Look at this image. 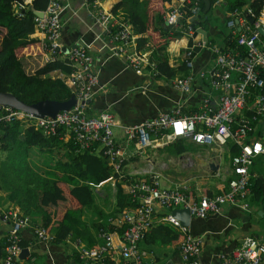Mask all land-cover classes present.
<instances>
[{"label":"built area","instance_id":"1","mask_svg":"<svg viewBox=\"0 0 264 264\" xmlns=\"http://www.w3.org/2000/svg\"><path fill=\"white\" fill-rule=\"evenodd\" d=\"M81 1L83 5L91 6L88 17L108 35V42L111 43L108 48L113 55H123L127 65L135 71L148 65V51L136 52L133 49L130 53L126 52L134 38L128 22L111 21L109 12L101 6V0ZM30 2L20 0L12 4L15 16L21 17ZM198 2L170 0L164 3L162 22L170 27H178L183 12L187 10L185 22L190 24L189 19L197 14ZM230 3L233 1L228 3L225 24L229 29V37L242 50L221 49L202 39L192 41L195 30L189 25L185 33L192 44L186 46L182 53L181 62L186 69H191L193 65L196 54L193 46L199 50L207 49L212 55V71H200L198 76L205 78L210 89L217 93V106L203 104L204 100L201 109L191 115H180L177 109L162 111L139 124L124 127L123 143L116 142L113 137L115 119L109 111L102 110L97 114L91 112V100L98 88L92 57L82 43L62 49L59 39L63 3L61 0H47L44 10H36L42 15H34L33 30L35 34L42 35L41 48L48 54L45 60L49 62L58 58L67 67L68 76L64 83L68 85L65 84L75 98V103L68 110L58 111L53 117H35L7 107L4 113H0V123L17 120L24 127L31 126L46 137L62 131L61 136L71 137L78 149L93 148L100 152L111 173L110 178L114 179V174L124 177L121 181L126 184V193L135 203L133 208L129 206L121 209L113 220L107 219L112 226L125 224L120 233L100 228L96 235L100 242L96 245L87 246L78 240L74 242L78 258L82 261L103 262L108 259L112 264H146L150 253L141 249L139 243L149 227L166 224L182 235L177 248L184 263L200 264V238L191 235L186 226L180 225L171 216V211L184 208L188 210L190 218L202 219L208 214L219 212L225 204L243 210L249 208L247 198L251 195L250 181L256 178L251 166L255 158L264 159V141L252 136L250 126L251 120L264 121V34L261 35L257 30L258 27L264 29V0H245L237 5ZM212 4L226 2L212 0ZM249 20H252L251 23ZM193 79L194 75L189 72L174 78L172 85L179 92L187 94ZM243 110L252 115L251 120L243 115ZM176 139L217 149V158L224 147L232 144L237 148L234 154L229 155V168L225 171L227 178L219 192L195 196L177 186L161 187L156 174L136 178L133 177L134 172H122L123 163L133 155H141L146 148L163 146ZM132 140L133 148L130 150L127 143ZM156 206L165 211L160 217L155 212ZM1 218L9 224V228L0 264H11L21 249L20 230L27 225L29 218L11 207L1 212ZM32 231L39 241L53 240L52 234L40 227H33ZM114 233L119 235L118 249L113 245ZM217 264H264V240L245 236Z\"/></svg>","mask_w":264,"mask_h":264},{"label":"crops","instance_id":"2","mask_svg":"<svg viewBox=\"0 0 264 264\" xmlns=\"http://www.w3.org/2000/svg\"><path fill=\"white\" fill-rule=\"evenodd\" d=\"M101 1V6L109 12L111 21L127 22L126 17L130 11V8L127 5L122 4L115 8V4L118 0ZM61 2L63 3V10L60 13V44L62 49L66 50L73 47L75 44L82 43L92 57V66L97 72L98 88L91 100V112L97 114L102 110H107L113 115L115 125L112 128V133L116 142L123 143L125 141V136L122 131L124 127L139 124L146 119L156 116L162 111H168L175 107L184 109L197 108L205 99L208 100L210 105L217 106V93L210 89L205 78L198 76L200 71H208L210 73L213 69V60L207 49L198 50L194 56L192 68L187 69V73H192L194 79L191 84V90L185 94L176 90L172 85L173 79L183 76V73H175L173 77L165 78L163 76H155L153 70L148 66L143 65L138 71L133 70L127 65V60L123 55H113L109 50L108 47L111 43L108 42V35L88 17V11L92 10L90 5H83L81 0H61ZM228 6V3L219 5L209 3L208 9L204 12L203 24L200 25L199 18H195L194 27H201L204 30L206 37L205 41L209 39L211 40V44L221 45V42L228 37L229 29L225 24ZM28 7H30V4L27 5V8ZM219 24H222L225 27V31L219 28ZM194 33L195 34L191 37L192 41L202 39L199 33L196 31ZM132 34L134 35L133 42L126 48L127 53L132 52L134 49V39L138 36H143V34L137 35L133 31ZM28 38L37 39L40 42V45L43 40L42 35L35 34L34 30L28 35ZM188 39L189 35L185 33L179 38L170 40L167 43L165 53L169 67L175 68L178 63L182 61V53L187 46ZM46 56H48V54L43 52L40 56L21 58L19 61L22 71L27 75L32 74L36 68L47 62L45 60ZM49 76L51 78H59L64 83L68 73L65 70H53ZM23 127L24 126L18 122L17 127L15 128V134L13 132L11 133L14 136L12 137L13 140L21 141L23 139ZM256 128H258V126H255V128L252 129V136L264 141V121L262 122V125H260L261 133H259V136L256 134ZM7 138L10 139V137ZM66 140V135L60 139L61 142H66ZM61 146L62 144L59 143L55 148L64 151V147L60 148ZM158 147L161 146L146 149L159 151ZM190 147V150L188 149L177 155L168 154L170 157H177V166L179 167V170L166 171L164 168H153L149 164V162H152L151 158L146 156L147 160L144 157L143 159L141 156L140 159L135 160L138 155L130 157V159H128L130 162L127 163L128 161H126L124 167L129 169V166L132 163H139L135 168L136 171L133 170L127 173L130 174L134 172V175H137L136 177L138 178L147 177L150 174H156L161 187H164L161 183L162 179V182L165 185L167 184L165 187L182 185V187L179 188H183L195 196L204 191L210 193L219 192L220 189L224 187L223 184L227 178V173L225 171H228L229 168L230 154L226 152L227 159H224L223 161L221 158V154L224 153L223 150L220 157L215 161L206 162L207 166L209 163L217 166L215 170L208 169L213 172V176L219 177L220 180L211 178L205 183L202 179H198L202 176V172L200 171H193L192 173L187 172V174L181 175L183 169L194 168L193 166L195 165V160L193 157H190V153L193 152V154H195L197 150L193 149L192 145ZM12 148H14V146L11 145L8 147L4 145L5 151L0 150V161L6 153L13 152ZM127 148L132 150L133 140L127 143ZM206 148L210 151L218 152L217 149L208 146H206ZM18 150H21L20 154L23 156L24 162L28 164L30 162L31 166L37 169V171L40 170L46 172V170L52 169L53 172L58 174V176L65 178L66 173H63L61 168L58 169V167H55L57 163L49 167L51 163L47 165L39 159L42 158V155H44L45 152L39 150L37 146L31 145L27 148L22 147ZM53 150L56 151L55 149ZM31 152L34 153L36 158L30 156ZM194 157L200 160V156ZM145 159L148 163H144ZM17 160L20 162V157H17ZM101 161H103L102 158ZM43 166L45 168H43ZM196 168L197 166L194 169ZM153 169L157 171H153ZM251 170L256 174V178L260 181V189L258 188V198L253 200V194L250 196L248 200L249 208L247 210H243L235 205L225 204L221 206L220 211L217 213L208 214L202 219L190 218L186 227L191 235L200 238V264H217L219 259L227 256L233 248L240 244L245 236H253L258 240H264V160H261L260 157L255 158ZM134 175L133 177H135ZM188 180L191 181L185 184ZM11 181L13 180H10V185ZM115 181L116 180L108 177L104 181L93 186L94 202L97 206L99 204L100 207L98 206L95 209L83 208L79 213V220L84 223L87 232V235H85L82 241H80L81 243H91V246H93L100 242L96 236L98 229L95 230V223L97 220L103 221L102 214L106 209L105 206H103L104 204L101 199L100 191L102 192L106 190L112 193L109 198V209L111 211L115 196ZM116 182L120 183L121 194L127 195L126 184L122 181ZM189 184L197 186L201 192L196 188H194L195 193L192 192L188 188ZM9 191L8 178L0 172V259L3 254L5 235L9 228V224L2 220L1 212L11 207L17 209L19 213L23 214L17 205L7 197ZM98 212L101 213L99 214ZM155 212L157 216L160 217L165 211L161 207L156 206ZM116 214L114 215L117 217ZM28 218L27 225L20 230V243L22 248L27 249V255L23 259L17 258V264H112L108 259H104L103 262H84L79 259L74 248V242L78 239H74L72 236L71 238L70 236H67L60 242L39 241L36 239L32 231V225L35 224L30 217ZM112 240L114 248L118 249L119 235L114 233L112 235ZM139 247L150 253L146 259V264H185L177 246L144 245L140 242Z\"/></svg>","mask_w":264,"mask_h":264},{"label":"trees","instance_id":"3","mask_svg":"<svg viewBox=\"0 0 264 264\" xmlns=\"http://www.w3.org/2000/svg\"><path fill=\"white\" fill-rule=\"evenodd\" d=\"M168 1L170 0H118L115 4V8L122 4L130 8L126 17L127 22L135 34H143L142 37L138 36L134 39V50L136 52L148 51L147 66L153 70L155 76L165 78H171L175 73L187 74L183 62H179L175 68L168 66L165 48L170 40L183 35L190 25L185 22L188 15L187 10L183 12V19L180 20L178 27H167L162 22L161 16L164 3ZM198 1L199 7L196 17L199 18V24L202 25L205 14L203 12L204 4L202 0ZM208 1L210 4L212 3V0ZM244 1L233 0V3L230 4L237 5ZM17 2H20V0H0V92L10 93L25 104H32L40 100H66L72 95L70 89L59 78L49 76L53 70L68 71L60 59L56 58L53 61L43 63L30 75L22 71L19 61L23 57L43 54L40 42L37 39L28 38V35L33 31L35 19L31 10H44L47 0H31L30 7L22 11L23 15L21 17L15 16L12 11V4ZM229 36L228 34L221 45H217L221 49L238 50L239 47ZM206 43L211 44V40L207 39ZM191 44L189 37L187 46H191ZM198 50V47L193 46V52ZM239 50L242 49L239 48ZM210 57H212L211 54ZM204 102L203 104H209L208 100ZM201 105L197 108L175 107L171 110L177 109L180 115H191L198 112ZM6 108L3 107L0 113H4ZM243 115L251 120L252 115L247 110H243ZM17 124V120H12L10 123H0V150L5 151L4 145L14 146L12 148L13 152L6 153L0 161V172L8 178V190L10 191L7 197L17 205L23 214L33 220L35 225H32V227H40L47 232H51L52 241L60 242L67 236L82 241L87 232L86 226L79 220V213L83 208L95 209L93 186L111 175L105 164V159L100 156V152L95 151L93 148L78 149L77 144L74 143L71 137H68L66 142H61L62 131L57 135L46 137L28 126L24 127L21 141L13 140L12 137L14 136L11 133L15 134ZM260 125H262L261 121L251 120V133H253L252 129L258 126L256 134L259 136V133H261ZM7 137H10V139ZM59 143L65 149L63 151L65 159H58L56 161L58 166L55 165V167L61 168L63 173H66L65 178L56 177L58 174L53 170L37 171L31 166L30 162L29 164L24 162V158L20 154L21 150H18L22 147L27 148L34 145L42 152L54 151L53 149ZM191 145L192 143L183 139H176L164 144L159 148V151H165L169 155H177L190 149ZM236 150L237 148L231 144L228 145L226 152L234 154ZM17 157H20V162ZM101 158L103 161H101ZM113 176L116 181L124 179V177H117L115 174ZM9 178L13 180L11 185V179ZM116 181L114 183L113 207L110 214H102L103 221L97 220L95 230L101 228L108 231L116 230L120 233L125 224L123 226H112L107 219L113 220L114 214L119 213L121 209L135 206L128 195L121 194L120 183ZM250 188L251 195L253 194L252 199L255 200L258 198L257 195L260 189L258 178L250 181ZM203 194L210 195L211 193L204 191ZM250 196L247 198V203ZM181 239V233L172 227L166 224H156L145 231L141 243L144 245L177 246ZM85 245L91 246L92 244ZM16 262L14 260L11 264H17Z\"/></svg>","mask_w":264,"mask_h":264},{"label":"rangeland","instance_id":"4","mask_svg":"<svg viewBox=\"0 0 264 264\" xmlns=\"http://www.w3.org/2000/svg\"><path fill=\"white\" fill-rule=\"evenodd\" d=\"M226 3H229V2H232L233 0H224ZM219 28H221L223 31H225V27L222 25V24H219ZM145 66H147V65H145ZM186 141V140H185ZM192 148L193 149H196L197 151H196V153L195 154H193V152H191L190 153V157H193V159L195 160V165L193 166L194 168L197 166V168L196 169H194V168H186V169H183L182 170V174L181 175H185V174H187V172H190V173H192L193 171L194 172H198V171H200V172H202V176L201 177H199L198 179H202L203 180V182H205V183H207L211 178H216V179H218V180H220L219 179V177H215V176H213V172H211L209 169H208V166L206 165V162L207 161H215L216 159H217V157H216V154L214 153V152H216V151H210V150H208V148H206V146H197V145H194V144H192ZM162 147V146H161ZM198 147H202V148H198ZM60 148H63L62 146L60 147ZM150 148V147H149ZM158 148H160V147H158ZM56 151H47V152H45L44 153V155H42V158H39L42 162H44V164H47V165H49L50 163V165H49V167H51L52 165H54V164H56L57 162V160L58 159H65V155H64V152H63V150L62 149H59V148H54ZM190 150V149H189ZM207 150V151H206ZM226 150H227V147H224V153H222L221 154V158H222V160L224 161V159L226 160L227 159V154L225 153L226 152ZM31 157H33V158H36V156L34 155V153H32L31 152V155H30ZM142 156V158L144 157V158H146L147 159V157H149V158H151L152 159V162L150 163L149 162V164L154 168H160V169H162V168H164V169H166V171H172V170H179L178 168V166H177V164H178V159H177V157H170L169 155H168V153H166L165 151H151V150H147V149H145V152L143 153V154H141V155H138V157H136L135 158V160L136 159H140V157ZM147 156V157H146ZM194 156H200L199 157V159L200 160H198V159H196ZM38 157H39V155H38ZM37 157V158H38ZM143 158V159H144ZM261 158V160H264L262 157H260ZM67 159V158H66ZM144 160V163H148V159L147 160ZM134 160V159H133ZM128 161V160H127ZM130 162V160L127 162V163H129ZM139 165V163L138 164H131L130 166H129V169H126L125 167L122 169V172H125V173H127V172H131V171H133V170H135V168L137 167ZM56 166H57V164H56ZM43 168H45L44 166H43ZM51 169V168H50ZM221 169H223V168H221ZM42 170H44V169H42ZM52 170V169H51ZM220 170V169H219ZM40 171V170H39ZM136 171V170H135ZM153 171H157V170H154L153 169ZM179 172V171H178ZM180 175V176H181ZM135 177L137 176V175H134ZM57 177H59V176H57ZM61 177V176H60ZM61 178H64V177H61ZM137 178V177H136ZM141 178V177H140ZM189 181H191V180H188L185 184H187ZM161 183H162V185L165 187L166 185L162 182V179H161ZM224 185V184H223ZM177 187H182V185H177ZM184 187H186V186H184ZM187 188V187H186ZM188 188L192 191V192H194L195 193V189L194 188H196L199 192H201L198 188H197V186H194V185H191V184H189L188 185ZM111 192L109 191H100V195H101V199H102V202H103V206H105V208L107 209V212H106V209L104 210L105 212L104 213H109L110 214V209H109V207H110V200H109V198H110V196H111ZM201 194H203V193H201ZM106 197V198H105ZM101 204V203H100ZM94 206H95V208L96 207H100V205L98 204V206L95 204V202H94Z\"/></svg>","mask_w":264,"mask_h":264},{"label":"water","instance_id":"5","mask_svg":"<svg viewBox=\"0 0 264 264\" xmlns=\"http://www.w3.org/2000/svg\"><path fill=\"white\" fill-rule=\"evenodd\" d=\"M204 2V9L203 12H205L208 9V0H203ZM32 13L37 16L41 17L42 12L31 10ZM196 16H192L189 19L190 27H192L197 33L201 35L202 40H205V32L201 27H194V22ZM252 20H249L251 23ZM167 27H170L169 25H166ZM258 32L263 35L264 29L261 27L257 28ZM75 103V98L73 95H70L66 100L63 101H55V100H40L32 104H25L24 102L17 100L12 94L7 92H0V109L2 107H9L11 109L19 110L24 113H29L32 116L35 117H42V116H49L53 117L58 111L61 110H68L70 106H72ZM208 168L210 170H215L217 168L216 165H213L212 163L208 164ZM171 216L177 219L182 226H187L190 220V216L187 209L184 208H177L173 209L171 211ZM27 255V249L21 248L17 258L23 259Z\"/></svg>","mask_w":264,"mask_h":264},{"label":"clouds","instance_id":"6","mask_svg":"<svg viewBox=\"0 0 264 264\" xmlns=\"http://www.w3.org/2000/svg\"><path fill=\"white\" fill-rule=\"evenodd\" d=\"M20 123V122H19ZM21 124V123H20ZM24 128V127H23ZM21 248H22V245H21Z\"/></svg>","mask_w":264,"mask_h":264}]
</instances>
